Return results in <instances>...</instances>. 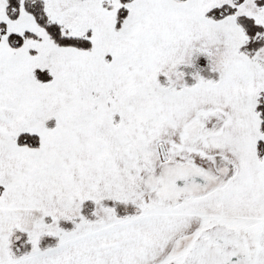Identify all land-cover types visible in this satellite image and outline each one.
<instances>
[{
	"label": "snow or ice",
	"instance_id": "6c2138e0",
	"mask_svg": "<svg viewBox=\"0 0 264 264\" xmlns=\"http://www.w3.org/2000/svg\"><path fill=\"white\" fill-rule=\"evenodd\" d=\"M0 264H264V0H0Z\"/></svg>",
	"mask_w": 264,
	"mask_h": 264
}]
</instances>
